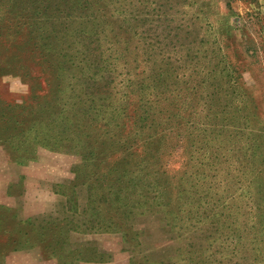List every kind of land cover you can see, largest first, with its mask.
Listing matches in <instances>:
<instances>
[{"label": "rangeland", "instance_id": "obj_1", "mask_svg": "<svg viewBox=\"0 0 264 264\" xmlns=\"http://www.w3.org/2000/svg\"><path fill=\"white\" fill-rule=\"evenodd\" d=\"M120 5L144 39L119 33L133 105L123 127L76 136L86 122L70 112L60 120L67 108L36 46L50 35L43 26L60 38V0H0V36L28 40L36 53L27 76L0 79V264H181L176 257L192 262L204 249L206 264H235L239 234L250 254L251 232L264 229V0ZM149 70L170 77L153 79L154 96L135 89ZM31 113L50 129L38 146L30 141L43 124L12 130ZM145 149L155 152L149 176ZM154 174L164 189L140 197Z\"/></svg>", "mask_w": 264, "mask_h": 264}, {"label": "trees", "instance_id": "obj_2", "mask_svg": "<svg viewBox=\"0 0 264 264\" xmlns=\"http://www.w3.org/2000/svg\"><path fill=\"white\" fill-rule=\"evenodd\" d=\"M91 4H99V8L93 11L94 8ZM110 4L117 6H110ZM124 11V7L120 5V0H60V38L55 36L58 40L54 38L51 40L50 35L55 32L53 27L50 26L51 29L50 27H42L46 28L50 35L48 38H41L42 42L36 45L39 55L43 53L40 58V67L50 70L57 92L60 93V105L67 108L60 109V120L65 121L67 118L65 114L70 112V116L75 118L76 122H86V125L75 127L76 136L82 134L89 126L94 130L100 128L103 130L102 127H123L124 120L128 118L129 107L133 105V101L128 99V96L134 89L127 93L131 89V83L125 84V81L128 83L129 80L122 64L124 53L118 47L119 42L120 47L125 43L120 38L119 33H131L134 37L138 36V38L141 37V40L144 39L143 33L139 37L135 31L131 32L133 24H127L129 21L125 19ZM152 11L154 12V9ZM124 25L127 27L124 28ZM28 46V40L19 39L15 42L10 40V36H0V79L6 75L15 74L20 77L23 75L20 73L28 75L24 61L36 54H30ZM154 73V70H149V75L144 78L146 82L135 88L139 93L146 92L143 95L151 96L157 90L156 83L152 82L153 79H157V82L160 83L170 78L169 76L161 78L158 75L156 78ZM20 77L18 78L20 79ZM163 89L165 95L169 96L171 92L169 83H164ZM147 101L144 103L145 106ZM152 109L151 107L150 110L143 112L141 121L144 125L147 124L148 126ZM29 115L31 118L26 116L16 122L13 121L14 137L23 134L21 129L27 127L28 124L35 127L37 124L41 126L47 121L45 118H33L32 113ZM43 127L44 131L38 133L39 136H42L41 140H36L34 136L30 141L34 142L36 146L41 141H46L50 135V129L46 131L47 125L43 124ZM27 129L25 128L24 131L30 132ZM11 136L9 139H12ZM23 138L29 139L26 136ZM80 142L83 148L84 142L82 140ZM11 148H15V152H20L22 155L26 153L27 149V147ZM148 154L151 155L150 161H148ZM153 154H155L153 149L150 153L146 149L143 151L142 161L145 168H142V171L145 172L146 170L147 176L153 171V168L149 167L152 164ZM142 175L146 177L145 173ZM156 176V174L151 175L152 182L146 178L144 187H141L138 192L140 197L152 193V188L157 189L154 191L159 193L164 189L165 180L161 179L158 182L159 178ZM152 183H155V186ZM183 201L179 206L181 209L184 208ZM131 203L133 208L137 207V200L133 199ZM254 219L253 217V221ZM259 219V222L264 221V215L262 214ZM239 237L240 243L235 248L236 250L233 249L237 260L235 264H264V229L256 228L251 232L250 244L252 247L250 254H247L248 248H245L247 235L242 232ZM204 251L207 250L200 251L197 256H194L192 262H188L185 257L180 259L176 257V259L181 264H206L209 262L202 255ZM212 255L209 254L207 257H212ZM231 255L227 247L224 251V257H231ZM234 257L233 255L232 258ZM231 260V258H224L223 261L229 263ZM157 264L177 263L173 259H169Z\"/></svg>", "mask_w": 264, "mask_h": 264}]
</instances>
